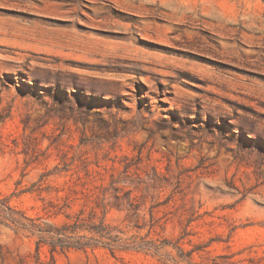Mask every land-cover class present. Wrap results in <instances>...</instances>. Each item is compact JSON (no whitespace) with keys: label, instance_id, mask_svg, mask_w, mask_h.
Here are the masks:
<instances>
[{"label":"rangeland","instance_id":"374dc122","mask_svg":"<svg viewBox=\"0 0 264 264\" xmlns=\"http://www.w3.org/2000/svg\"><path fill=\"white\" fill-rule=\"evenodd\" d=\"M110 1L0 0V264H264V0Z\"/></svg>","mask_w":264,"mask_h":264},{"label":"bare ground","instance_id":"6f19581e","mask_svg":"<svg viewBox=\"0 0 264 264\" xmlns=\"http://www.w3.org/2000/svg\"><path fill=\"white\" fill-rule=\"evenodd\" d=\"M96 1H97V3H101L102 4V8L105 7V6H107V7L110 6L111 7L112 3H113L110 0H96ZM167 1L158 2L156 0H126V1L124 0V1H121L119 3H121L122 7H124L126 9V11L128 10L129 13H132V14H136L134 12H140V13H143L144 16H148L149 15V16H153V18L154 17H162L163 18L165 16L168 18V16H173V15L175 16V14H177V12H179L180 13V17L187 19V21L185 20L186 21L185 22L186 25H190L191 27H196L199 30L202 29L201 31H203V32H209V30H211V28H213L212 21L216 18L215 13H214L215 10L213 11V8H214L213 6H212V10H211V8L208 7L207 8V12L199 13V12L193 10L194 5L198 4L197 1H190V2H186L187 0L185 2H177L175 0H174L175 2H167ZM179 1H181V0H179ZM117 4H118V2H117ZM121 5L119 4V6H121ZM192 5H193V7L190 10L189 8ZM140 13H137V14H140ZM56 15L62 16V15H65V14L64 13H60V11H59V12L56 13ZM202 16L206 17L207 19L203 18ZM171 19H174V18H171ZM106 20H107V18H106ZM106 20H97L96 19V20H92L90 22V24L95 26V27H101V28L107 27V28L115 29V30H123V31H125L128 34V38L131 40V43H135L136 42V33L138 31H139L140 34L145 35L149 39H156L158 41H167V39L161 38L160 36L156 35L157 28H163L164 26L163 27L157 26L158 24L154 23V21H155L154 19H153L154 21H152L154 23V25H152V23H150L151 21L150 22L147 21L149 24L146 22L147 25H145V26L135 25L134 22H131V23H128V24L125 23L126 25H121L123 23H121V24H118V23H120L122 21H119V22L116 23V22H110L111 19L109 21H106ZM197 20H199L200 22L197 23L196 22ZM73 21L75 22V20H73ZM231 30H232V28L231 29L227 28V31H231ZM231 33H233V31ZM209 34L206 35L204 33L203 34H201V33L200 34L193 33V36L196 35V36L199 37V41L198 42H197V40L195 38H194V41L196 43H198V45H199V43L201 41L207 42V44H208L207 47L214 48V50H217L216 46L212 42L213 41L212 35H211V33H209ZM179 40L180 41L183 40V42H186V43H187V41L189 42V39H187L186 37L183 38L182 36L179 38ZM120 56H121V58H120L121 60H124V61L125 60H131V61H134V62L135 61L138 62V61L142 60V58H143L141 56H136V55L130 54V53H124L123 55H120Z\"/></svg>","mask_w":264,"mask_h":264},{"label":"trees","instance_id":"16d2710c","mask_svg":"<svg viewBox=\"0 0 264 264\" xmlns=\"http://www.w3.org/2000/svg\"><path fill=\"white\" fill-rule=\"evenodd\" d=\"M116 183V181L115 180H113L112 181V184H115ZM114 197H115V202H118V203H120V202H124L123 200L124 199H127L128 200V202L130 203V205L131 206H134V204H135V200H136V197H133L132 196V191H128V194H127V192H126V195H125V197H121V195H120V192L122 191V189H121V187L120 186H118V185H114ZM95 194V193H94ZM94 194H91V196H94ZM97 196V195H96ZM96 210V206H92L91 207V211H95ZM152 218H154V214H152ZM78 220L80 221H84V218H81L80 217V215H78ZM79 221H77L76 223H75V227H77V228H80V223H79ZM103 228H104V230L106 231V232H101V231H99V230H97L96 232L98 233V234H100L101 236H103V237H107L109 240H106V241H102L101 240V244H103L104 246H106V247H108L109 249H110V251L112 252V253H114L115 254V252H116V250H117V246L115 245V243H113V238L112 237H110V236H106V233H107V226H103ZM94 230H96V229H94ZM56 248H57V246L55 245H53V247H52V250H56ZM122 249L123 250H128V249H130V247H128V246H125V247H122Z\"/></svg>","mask_w":264,"mask_h":264}]
</instances>
